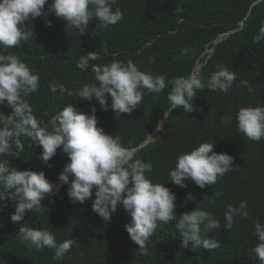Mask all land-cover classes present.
<instances>
[{
    "label": "trees",
    "instance_id": "obj_1",
    "mask_svg": "<svg viewBox=\"0 0 264 264\" xmlns=\"http://www.w3.org/2000/svg\"><path fill=\"white\" fill-rule=\"evenodd\" d=\"M51 2L45 5L46 15L25 22L26 30L34 33L27 42L0 49L5 55L18 56L39 75L38 91L25 98L34 113L47 122L69 103L83 112L95 106L98 127L119 136L124 147L136 149L138 158L153 164L150 178L176 194V215L196 206L215 214L221 228L209 235L220 246L207 250L193 248L189 242L188 248L181 247L183 238L172 221L156 229L147 254L142 255L126 231L131 217L122 207L110 222L103 221L92 210L94 193L85 204H73L67 195L68 185H61L57 194L42 200L39 212H26L20 224L49 230L58 243L72 239L70 252L55 260L54 249L36 250L21 241L19 225L11 221L19 198L14 197L17 202L8 198L0 201V264H262L253 248L258 243L254 224L258 220L264 224V139L255 142L244 136L236 112L241 107L264 106V41L253 40L264 25V0H117L113 9L119 7L123 19L108 28L93 20L83 35L48 12ZM46 21H51V26ZM94 51L101 59L90 64L132 60L141 71L163 74L169 81L178 76L199 78L204 87L196 90L193 103L197 111L186 113L179 108L165 118L170 84L160 94L145 91L141 106L121 116L111 109L101 110L96 100L51 92V83L77 90L95 82L91 68L82 71L75 63L80 55ZM220 67L236 73L227 93L208 87L211 74ZM0 111L7 115L11 108L0 105ZM226 116L232 120L225 126L222 119ZM160 121L164 123L157 131ZM21 140L20 157L0 159L9 160L10 167L18 170H42L51 183L59 184L58 175L69 162L66 154L57 149L48 167L38 158L42 148L32 146L27 138ZM202 142H215L213 151L231 155L233 167L239 168L203 189L192 181H185L186 188L167 181L176 158ZM215 191L223 195L216 199ZM188 193L193 200L185 205ZM209 199H215V204L209 205ZM242 200L247 201L248 218L237 217L233 228L226 230V206H238Z\"/></svg>",
    "mask_w": 264,
    "mask_h": 264
},
{
    "label": "clouds",
    "instance_id": "obj_2",
    "mask_svg": "<svg viewBox=\"0 0 264 264\" xmlns=\"http://www.w3.org/2000/svg\"><path fill=\"white\" fill-rule=\"evenodd\" d=\"M117 0H52L48 12L62 19L68 27L85 34L93 20L100 21V27L108 28L123 19L119 7L113 9ZM48 0H0V49L18 47L27 42L33 31L26 30V21L35 20L45 13ZM51 26V21H46ZM257 43L264 41V25L253 36ZM150 46V45H148ZM101 59L94 51L80 55L75 62L82 71L91 68L94 73L93 83H86L77 90L67 89L63 84L51 83L52 93L60 96H76L89 102L96 100L101 110L111 109L116 116L133 113L141 106L145 91L160 94L171 85L167 99V118L172 110L182 108L184 112L197 111L193 101L196 90L202 89L204 83L197 77L178 76L170 81L163 74L153 75L141 71L132 61L113 59L108 64H90ZM236 73L227 67H220L211 74L208 87L213 91L227 93L232 89ZM247 86L246 81H241ZM40 77L24 61L14 54L5 55L0 51V105L6 104L11 113L5 115L0 111V157H20L23 150L21 138H27L33 145L40 146V161L51 167L49 161L56 155L57 149L66 154L69 162L58 175V182L51 183L44 171L18 170L10 167V161L0 159V201L14 197L19 200L11 215V221L19 225L18 238L36 250L54 249L53 259L62 260L73 245L68 239L57 242L55 235L47 229H34L21 225L26 212H39L42 200L60 191L61 185H68L67 195L73 204H85L92 200V210L110 222L111 216L122 207L131 217L125 225L132 242L139 246L142 255L147 254L150 237L161 225L175 221V228L182 236L183 248L203 247L211 250L219 247V241L210 236L214 230L221 228V223L211 211L204 207H195L189 212L176 215V194L164 183L154 182L148 174L153 170L151 162L137 157V150L122 145L121 138L107 134L98 127L96 107L90 112H83L72 103L51 116L45 122L38 117L32 105L25 99L38 91ZM249 92L252 89L249 87ZM109 96L111 104L108 103ZM231 116L222 119L227 125ZM239 131L249 140L259 142L264 139V106L241 107L236 112ZM163 121L156 125L160 131ZM215 142H202L189 152L176 158L175 166L168 173V180L175 185L186 188L185 181H192L199 188L215 185L226 173L237 170L233 167L234 158L227 153L213 151ZM71 177V180H70ZM223 195L215 191L219 199ZM193 200L188 193L184 200L187 205ZM215 199H209V205ZM248 204L242 200L238 206L228 204L224 213V228L231 230L237 217L248 218ZM2 211V209H0ZM258 243L253 252L264 264V224H254Z\"/></svg>",
    "mask_w": 264,
    "mask_h": 264
},
{
    "label": "bare ground",
    "instance_id": "obj_3",
    "mask_svg": "<svg viewBox=\"0 0 264 264\" xmlns=\"http://www.w3.org/2000/svg\"><path fill=\"white\" fill-rule=\"evenodd\" d=\"M67 213V212H66ZM57 214V213H56ZM67 215V214H66ZM77 218V217H76ZM112 218V217H111ZM114 218V217H113ZM63 219H64V217H63ZM69 223V222H68ZM62 224V223H61ZM74 226H76V225H74ZM67 227V226H66ZM59 229H61V228H59ZM75 229V228H74Z\"/></svg>",
    "mask_w": 264,
    "mask_h": 264
}]
</instances>
